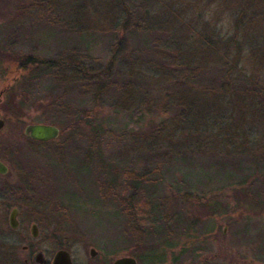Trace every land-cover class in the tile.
Returning a JSON list of instances; mask_svg holds the SVG:
<instances>
[{
    "label": "rangeland",
    "instance_id": "rangeland-1",
    "mask_svg": "<svg viewBox=\"0 0 264 264\" xmlns=\"http://www.w3.org/2000/svg\"><path fill=\"white\" fill-rule=\"evenodd\" d=\"M237 22L241 54L264 50V0H0V61L25 54L83 70L74 80H24L11 96L5 91L20 74L0 75V161L9 168L0 175V241L21 261L31 262L27 246L49 262L65 249L74 264H112L171 235L159 264H264V116L256 106L230 110L227 124L238 127L218 144L194 148L174 135L157 145V121L174 117L178 96L220 86L228 64L201 42L229 41ZM93 117L96 139L85 125ZM39 123L68 133L47 144L26 140L25 127ZM106 181L115 185L110 196L99 190ZM165 222L159 236L143 232Z\"/></svg>",
    "mask_w": 264,
    "mask_h": 264
},
{
    "label": "trees",
    "instance_id": "trees-1",
    "mask_svg": "<svg viewBox=\"0 0 264 264\" xmlns=\"http://www.w3.org/2000/svg\"><path fill=\"white\" fill-rule=\"evenodd\" d=\"M30 4H33L31 6L37 5L35 1H32ZM128 20L124 26L127 24ZM238 24L239 22H237L235 27V37L231 38L229 41L218 45V43L205 38V40L201 42V49L208 52V56L210 58L216 59V62L223 67L228 64V67L223 75V79L219 87L206 86L200 89L191 90L188 88L186 89L187 95L178 96L175 100L177 110L174 112V117H170L171 119L165 117L157 121V145L162 143L164 140L170 141L174 135H176L178 139L180 138V140H187L189 146L194 148L218 144L217 142L222 140L220 138L221 136L233 135V131H236L238 127L237 122H235L234 125L227 124L228 121L226 119H228L230 112H233L232 109L234 108L236 110L238 108L242 110L243 108H247L245 107L247 104L251 105V103H253V106H256L253 107V109L255 111L259 110V113L264 116L263 109L261 108V105L258 104L261 100L264 101V79H260L263 71L261 68L264 66V58L260 56L264 54V50L260 47L259 50L252 47L253 51L250 54L243 56L240 52V47L237 41L240 30ZM120 44L122 43L120 42ZM1 51L2 50H0V55H3ZM221 51L223 53H221ZM229 54L234 55L232 62L228 60ZM175 64L176 63L173 62V66H180V63H177V65ZM172 68L174 67L170 68V72L165 71V74H167L170 78L175 72ZM82 72L83 70L76 62H67L62 59L54 60L34 55H16L15 53H10L7 57L5 56L3 61H0L1 76L10 78L15 74H20L19 78L13 80L15 81V84L5 91L6 95L10 96L13 95V93H16L17 84L22 83L24 80L40 78L48 75L55 76L59 79L69 77L70 80H74L82 77ZM89 75L92 74L89 73ZM99 75L100 74H97L96 76L98 77ZM238 86H242V89L240 87L236 88ZM103 91H97L95 95V107L92 111L93 116L96 115ZM10 96L8 101H5V104H8L12 100ZM171 99H173V97H171ZM23 103L25 104L26 101ZM23 103H20V105L22 106ZM192 103L194 105H199L200 107L199 109H196V112H194V109L192 110L190 108ZM258 107L260 109H258ZM198 111H200V113H198ZM242 119L243 117L241 120ZM95 120L96 119H94V117L90 120L88 119L85 121V125L90 130L91 135L96 139L99 137L101 130L97 128ZM43 122L51 124L55 123L49 119H46ZM176 122L182 123L177 124ZM67 133V128L61 127L59 137H63ZM24 138L26 137L24 136ZM26 140L30 141L27 138ZM32 143L47 144L34 141ZM8 149L9 148H6V150ZM139 184L140 179L137 181V186L134 187L135 189H133L135 190L134 193L139 188ZM114 188L115 185L113 182L110 184L106 181V184L99 185V190L101 191L102 196L112 195V190H114ZM245 194L249 193L245 192L244 195ZM184 197H186L189 201L193 198L189 192L184 193ZM128 200L129 198L127 201ZM139 203L141 204L142 202ZM263 204L264 202L262 205ZM128 205L129 204H126L127 207ZM166 227L167 223L165 222L162 226L151 228L150 230H147V232L146 230H143V232L146 233V236H150V233H153L155 236L158 234L159 236L160 233L163 234L169 229ZM171 241V235L165 238L162 237L161 240H157V245L154 247L147 246L142 253L135 254L139 264L163 263L165 250L160 251V249L163 246L168 245ZM156 248L157 251L152 250ZM147 249L149 251H146ZM15 250L16 249L11 247V245H6V243L0 241V254L5 256V260L8 259L10 263H12V260L9 259V256L12 255Z\"/></svg>",
    "mask_w": 264,
    "mask_h": 264
},
{
    "label": "water",
    "instance_id": "water-1",
    "mask_svg": "<svg viewBox=\"0 0 264 264\" xmlns=\"http://www.w3.org/2000/svg\"><path fill=\"white\" fill-rule=\"evenodd\" d=\"M1 96L2 94H0V98ZM3 126L4 122L0 119V129ZM24 134L36 142L47 143L56 140L60 136V129L50 124H29L25 127ZM6 172L7 168L2 163H0V173L5 174ZM9 226L14 230L19 227L17 209H13L10 213ZM31 233L33 238H37V225H32ZM90 254L91 257H95L96 251L94 249H91ZM36 262L37 264H46L47 260H45L42 253H39L36 257ZM51 264H73L70 252L65 249L58 250L53 257ZM112 264H138V261L134 257H122L116 259Z\"/></svg>",
    "mask_w": 264,
    "mask_h": 264
},
{
    "label": "flooded vegetation",
    "instance_id": "flooded-vegetation-1",
    "mask_svg": "<svg viewBox=\"0 0 264 264\" xmlns=\"http://www.w3.org/2000/svg\"><path fill=\"white\" fill-rule=\"evenodd\" d=\"M2 95H3V93H2ZM2 120V119H1ZM24 136L27 138V139H29L30 141H34V140H32V139H30L29 137H27L25 134H24ZM34 142H36V141H34ZM38 143H40V142H38ZM4 154V156L5 155H10V152L9 151H6L5 153H3ZM0 163H2L6 168H7V172L5 173V174H7L8 172H9V168L2 162V161H0ZM2 173H0V175H1ZM5 174H2V175H5ZM13 209H17V211H18V217H19V215H20V209H22V206L20 207V206H18L17 205V207H14V208H12V210ZM11 210V211H12ZM11 211H10V213H11ZM9 216H10V214H9ZM10 227V226H9ZM18 229V228H17ZM16 229V230H17ZM10 230L11 231H16V230H14V229H12L11 227H10ZM13 247V246H12ZM15 248V247H14ZM22 250H23V252H24V254L25 253H28L29 254V256L31 257V262L29 261V259H24L23 261H21L20 260V258L19 257H21V255L18 253V251H17V249L15 250V252L12 254V255H10L9 256V259H11L12 260V264H16L17 262H22L23 264H37V262H36V257H37V255L39 254V253H42V252H37V253H31L30 254V249H29V247H27V246H24L23 248H22ZM43 254V253H42ZM71 254V253H70ZM43 256H44V254H43ZM72 257V256H71ZM45 258V257H44ZM19 259V260H18ZM46 260V259H45ZM73 261V260H72ZM46 264H51V262H49V261H47V263ZM74 264V263H73Z\"/></svg>",
    "mask_w": 264,
    "mask_h": 264
}]
</instances>
